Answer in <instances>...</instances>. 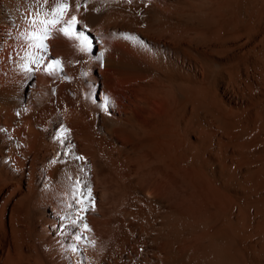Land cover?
I'll use <instances>...</instances> for the list:
<instances>
[{
  "label": "bare ground",
  "instance_id": "bare-ground-1",
  "mask_svg": "<svg viewBox=\"0 0 264 264\" xmlns=\"http://www.w3.org/2000/svg\"><path fill=\"white\" fill-rule=\"evenodd\" d=\"M51 3L0 0V264H264V0Z\"/></svg>",
  "mask_w": 264,
  "mask_h": 264
},
{
  "label": "snow or ice",
  "instance_id": "snow-or-ice-1",
  "mask_svg": "<svg viewBox=\"0 0 264 264\" xmlns=\"http://www.w3.org/2000/svg\"><path fill=\"white\" fill-rule=\"evenodd\" d=\"M33 2H39V0H33ZM87 2L88 0H76V12H79L81 8L83 7L84 10H87ZM129 3H131V0H128ZM42 3L44 5H49L50 0H42ZM71 8V0H52L51 6L47 8L48 15L45 16V18L42 21H39L42 25L45 27V31L47 30L48 25L57 24L60 23L63 16L67 15ZM27 15H31L33 17H38L41 15L40 8L37 7L32 12L28 13ZM49 16H51V19H49ZM30 25H34L37 23V20L35 18L29 20ZM78 24H81L82 27L80 30L77 31L76 26ZM60 31L65 35L69 37H75L78 40H81L84 42V50L87 51V49L91 46L90 41L88 39V36L86 35L87 32V25L83 24L81 20L78 19L77 15L73 14L71 16V19L67 21V26L60 29ZM124 36L125 39L128 38L126 34H121ZM142 46L144 45V42L138 41ZM39 47L43 48L44 45L41 43ZM60 64L59 60H53L49 63L47 70H54V66H58ZM110 104V101L107 97H105V102L100 105L101 109L103 111H107V108ZM67 129H63L60 133L61 137L64 136V133L67 132ZM66 154L71 155V152H66ZM75 159L83 160V157L76 156ZM83 171V169H81ZM76 182L79 183V178H76ZM85 188L87 190V195H81L79 202L84 203L85 206L81 209L82 211H87L89 207L94 208V201L91 194V188L85 185ZM83 217H77V219H74L71 221L72 225H77L80 220H82ZM84 230H88V226L84 225ZM77 240L81 239V235L76 236Z\"/></svg>",
  "mask_w": 264,
  "mask_h": 264
},
{
  "label": "rangeland",
  "instance_id": "rangeland-1",
  "mask_svg": "<svg viewBox=\"0 0 264 264\" xmlns=\"http://www.w3.org/2000/svg\"><path fill=\"white\" fill-rule=\"evenodd\" d=\"M93 34H90V36H92ZM96 42H94V38L92 36V44H95Z\"/></svg>",
  "mask_w": 264,
  "mask_h": 264
}]
</instances>
